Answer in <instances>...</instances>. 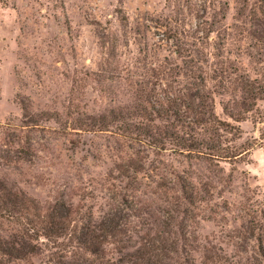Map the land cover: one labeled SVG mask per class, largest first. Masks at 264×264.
Returning <instances> with one entry per match:
<instances>
[{"label":"rangeland","instance_id":"1","mask_svg":"<svg viewBox=\"0 0 264 264\" xmlns=\"http://www.w3.org/2000/svg\"><path fill=\"white\" fill-rule=\"evenodd\" d=\"M215 130L248 152L179 146ZM0 155L95 250L1 213L8 264H264V0H0Z\"/></svg>","mask_w":264,"mask_h":264},{"label":"trees","instance_id":"2","mask_svg":"<svg viewBox=\"0 0 264 264\" xmlns=\"http://www.w3.org/2000/svg\"><path fill=\"white\" fill-rule=\"evenodd\" d=\"M240 86H243V90L245 87L246 91H252L254 94H256L258 91L262 92V88L260 87V85H256L255 83L251 85H249L248 83H241ZM243 106V111H241L243 114L239 113L238 118H245L244 113L251 110L250 107H245V104ZM194 112L199 115H203L202 111L199 112L198 110H194ZM199 119L203 121V124H208L211 127L213 126V124H215V120L211 119L210 117H200ZM226 126L227 123L225 124V127ZM216 130L214 132L211 131L212 134L216 135L215 139L211 141L204 140L200 143L188 144L180 143L179 146L181 149L185 148L190 152L197 151L199 153H202L205 157L215 159L216 161H226L229 159L240 158L243 154L248 152V148L240 150L239 147L235 148L224 145L221 140L219 141ZM226 131L229 132V130ZM0 158L4 157L0 155ZM123 172L125 171L123 170ZM39 208L40 206L32 199L23 196L21 193L18 194L15 191H12L11 189L5 187L4 184L0 183V214L4 213L7 221L18 223L20 226H22L24 232L22 237L24 236L27 238V240H29L32 238L37 239L40 236H44L47 238H52L56 242H58L60 238H64L68 235V240L72 238H74V240L76 239L75 247L82 248L89 253H95V250L92 248L93 243L89 242L90 238H88L92 230L86 231V229L83 230V228H81L79 230L80 235L76 236L69 232L70 221H68V215L66 217H63L62 219L57 218L58 220L55 221L56 218L54 217L52 212H42ZM66 246L62 248L64 251V255H61L58 258H60V260L63 257L69 259L68 261L70 262H68L67 264H81L79 262L78 255L72 254V251L69 252L71 255L69 257L67 256L66 253L68 252ZM233 246H235V244ZM24 247V242H16L13 240L4 239L0 231V264H8L13 260L23 258L25 254ZM261 255L264 256L263 251ZM59 264L64 263L59 261Z\"/></svg>","mask_w":264,"mask_h":264}]
</instances>
